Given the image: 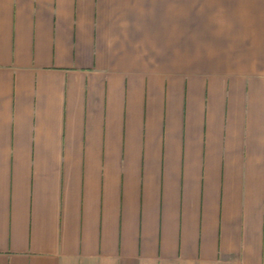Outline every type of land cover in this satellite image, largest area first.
Wrapping results in <instances>:
<instances>
[{"label":"crops","instance_id":"crops-1","mask_svg":"<svg viewBox=\"0 0 264 264\" xmlns=\"http://www.w3.org/2000/svg\"><path fill=\"white\" fill-rule=\"evenodd\" d=\"M0 264H264V0H0Z\"/></svg>","mask_w":264,"mask_h":264},{"label":"rangeland","instance_id":"rangeland-1","mask_svg":"<svg viewBox=\"0 0 264 264\" xmlns=\"http://www.w3.org/2000/svg\"><path fill=\"white\" fill-rule=\"evenodd\" d=\"M188 106L186 107V117L181 118V131L187 135V139L185 140V148L191 147L192 143L189 139L190 136H197L196 133H203V136L206 131L210 130L211 128L210 123L208 122V118L206 116L205 119H202V122H196V117H191L190 113V101H191V93H188ZM206 109H207V101H206ZM169 119L166 118L164 122L161 124V131H165V126L169 124ZM149 150L141 149L139 154L132 153V151H126L122 156H120V163L125 173L130 171H137L139 174L142 172L143 169L149 168L154 162L153 155H149ZM190 159V158H189ZM165 161V158H163ZM167 161V156H166ZM168 162V161H167ZM165 162V163H167ZM156 165L160 164L158 160L155 162ZM186 165V163H185ZM141 176V175H140Z\"/></svg>","mask_w":264,"mask_h":264}]
</instances>
